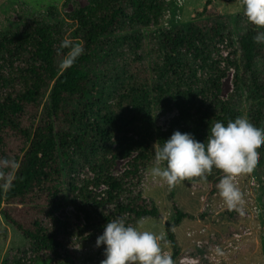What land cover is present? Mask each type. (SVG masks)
I'll return each instance as SVG.
<instances>
[{
  "label": "trees",
  "instance_id": "trees-1",
  "mask_svg": "<svg viewBox=\"0 0 264 264\" xmlns=\"http://www.w3.org/2000/svg\"><path fill=\"white\" fill-rule=\"evenodd\" d=\"M163 10V0H93L89 8L51 7L0 30V161H15V167L0 163V215L26 239L7 264L27 249L41 261L75 258L76 246L96 243L111 219L123 216L135 227L141 218H159L143 185L155 160L153 146L175 131L203 143L210 124L227 126L241 116L264 129V44L253 40L264 29L242 15L238 35L231 20L219 18L152 30ZM66 38L84 52L61 71ZM217 43L229 51L224 68L216 60ZM231 70L233 89L224 98L220 81ZM173 101L178 113L164 129L156 111ZM257 151V170L264 171V145ZM131 154L127 168L114 173L113 159ZM222 175L214 167L207 176L208 195L218 192ZM174 190L169 198L175 220L166 224L163 241L176 261L181 249L174 230L188 215L174 202ZM64 203L82 225L59 219Z\"/></svg>",
  "mask_w": 264,
  "mask_h": 264
},
{
  "label": "rangeland",
  "instance_id": "rangeland-1",
  "mask_svg": "<svg viewBox=\"0 0 264 264\" xmlns=\"http://www.w3.org/2000/svg\"><path fill=\"white\" fill-rule=\"evenodd\" d=\"M206 1L184 0L179 5L176 0H163L161 24L158 27L152 25L150 28L170 29L175 25L188 24L194 18H219L231 20L234 32L238 35L236 21L243 15L242 0H213L208 12L202 14ZM92 2L93 0H0V30L15 28L33 15L45 14L51 7L60 12H70L73 8H89ZM216 46L218 66L224 68L229 51L224 44L217 43ZM233 79V70L222 78L218 91L221 97H229L233 89ZM242 100L246 111L249 106L246 93H243ZM110 104L116 106L117 100L111 99ZM177 113L175 102L164 108L159 107L156 111L158 125L168 128ZM133 155L113 159V172H123ZM153 166L155 160L147 169L143 195L155 201L161 215L156 219H143L138 230L163 236L160 241L162 250L172 256L170 243L163 241L167 236L166 224H173L175 220L173 202L169 198L171 188L165 181L154 179L149 174ZM83 176L94 182L92 174L86 170ZM236 183L243 194V215L235 210L229 211L219 192L208 195L209 183L206 181L184 180L175 186L174 202L188 215L174 230L181 249L175 264H264V171L258 172L256 166L251 173L237 177ZM91 188H95L96 192L104 191V188L95 187L93 184ZM58 216L61 221L70 220L74 225L83 224L76 210L68 203L62 205ZM25 245L26 239L0 215V264H7L10 252L25 248ZM105 248L106 245L96 247V243L78 244L75 258H61L56 261H41L27 249L13 264H101L106 259Z\"/></svg>",
  "mask_w": 264,
  "mask_h": 264
},
{
  "label": "clouds",
  "instance_id": "clouds-1",
  "mask_svg": "<svg viewBox=\"0 0 264 264\" xmlns=\"http://www.w3.org/2000/svg\"><path fill=\"white\" fill-rule=\"evenodd\" d=\"M242 5L247 22L258 30L264 29V0H242ZM253 40L264 44V31H257ZM60 47L68 50L60 61L61 71L72 67L84 52L82 45L67 38L61 41ZM262 145L264 129L243 116L229 120L227 126L220 121L210 124L209 135L203 143L190 133L175 131L162 146L158 142L153 146L155 166L150 168L149 174L174 188L184 180L206 181L215 167L223 173L216 185L220 197L229 211L243 215V194L236 179L255 169L260 159L257 150ZM0 163L15 167L14 160L4 159ZM142 224L143 218L137 221L136 227L123 216L109 220L96 241V247L106 245V259L101 264H175L172 256L162 250L163 236L138 230Z\"/></svg>",
  "mask_w": 264,
  "mask_h": 264
},
{
  "label": "built area",
  "instance_id": "built-area-1",
  "mask_svg": "<svg viewBox=\"0 0 264 264\" xmlns=\"http://www.w3.org/2000/svg\"><path fill=\"white\" fill-rule=\"evenodd\" d=\"M182 1L184 2V0H176V2H179L180 3V4L178 3L179 5H181V2Z\"/></svg>",
  "mask_w": 264,
  "mask_h": 264
}]
</instances>
